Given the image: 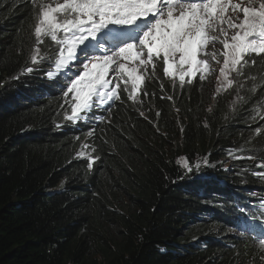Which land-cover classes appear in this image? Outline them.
Instances as JSON below:
<instances>
[{
    "label": "trees",
    "instance_id": "16d2710c",
    "mask_svg": "<svg viewBox=\"0 0 264 264\" xmlns=\"http://www.w3.org/2000/svg\"><path fill=\"white\" fill-rule=\"evenodd\" d=\"M37 12L0 0V264H264L248 223L264 219V87L252 91L264 57L211 98L198 75L181 86L151 73L138 103L124 86L73 124L49 63L30 59L58 51L36 44Z\"/></svg>",
    "mask_w": 264,
    "mask_h": 264
},
{
    "label": "snow or ice",
    "instance_id": "6c2138e0",
    "mask_svg": "<svg viewBox=\"0 0 264 264\" xmlns=\"http://www.w3.org/2000/svg\"><path fill=\"white\" fill-rule=\"evenodd\" d=\"M32 3L38 10L34 26L36 44L48 37L58 51L40 56V49L34 47L31 62L49 63L46 78L59 85L65 98L71 96V114L65 119L73 124L88 119L93 109L110 108L109 101L121 98L119 83L110 86L113 79L106 78L111 74L124 83L129 99L135 102L144 83L140 73L151 65L154 75L158 61H162L164 75L173 80L178 78L181 86L192 83L198 73L199 79L205 80L214 71L207 57L216 59L215 51L208 49L219 42L223 45V66L219 69L223 83L217 89L220 92L233 85L230 73L240 75L249 66V58L264 56V0H51L49 3L32 0ZM35 70L25 69L28 73ZM258 87H264V80L253 85L252 91ZM236 100L246 102L241 96ZM256 132L259 134L261 129ZM88 159L91 168L94 158ZM178 163L187 173L201 168L200 162L192 164L187 157L178 158ZM203 165H209L207 158ZM257 167L264 169V161ZM260 208H264V203ZM260 208L256 211L264 218ZM239 214L246 223L245 209L240 208ZM252 219L254 224L250 227L260 228L258 236L264 237V219L255 214ZM259 247L264 249V238L259 239Z\"/></svg>",
    "mask_w": 264,
    "mask_h": 264
},
{
    "label": "rangeland",
    "instance_id": "374dc122",
    "mask_svg": "<svg viewBox=\"0 0 264 264\" xmlns=\"http://www.w3.org/2000/svg\"><path fill=\"white\" fill-rule=\"evenodd\" d=\"M43 2L49 3V2H51V0H43ZM241 16H242V14H241ZM208 51L209 52L215 51V53H216V59L215 60L211 59L210 56L207 57L210 65L212 66L214 71H212L210 74H208L206 76L205 80H203V81L199 80L197 82H198V84H202L203 89H208V90H211L213 92V93L208 94L209 98H211L213 96V94L215 92H217V89L219 87H221V85L223 83V77L221 76L220 71H219L220 67L223 66V56L221 55V53L223 51V45L221 43L217 42V43H215V45L210 46ZM151 73H152L151 78H148L147 79L148 81H153L155 79H158L159 76H161L162 78L164 77L162 61L157 62L154 75H153V69H152L151 65L148 66L146 72H141L140 74H142L144 76V78H146ZM197 75L199 76V73ZM231 76H232V73H230V78H231ZM106 78L113 79V83L110 86L114 87L116 85V83H119L120 89H123L125 86L122 81H118L114 78V74H111L109 77H106ZM166 78H167V81H165L166 85H168L170 81L173 82V84L179 82L178 78H176L175 80H173L172 78H169V77H166ZM125 79H127V77H125ZM186 80H187V78H186ZM213 87H214V89H213ZM128 88L129 89L131 88L130 84L128 85ZM228 88H225L223 91L227 90ZM223 91H221V92H223ZM142 92H141V94H142ZM70 98H71V96H70ZM140 100H141L140 98L137 99L135 101V103H138Z\"/></svg>",
    "mask_w": 264,
    "mask_h": 264
},
{
    "label": "bare ground",
    "instance_id": "6f19581e",
    "mask_svg": "<svg viewBox=\"0 0 264 264\" xmlns=\"http://www.w3.org/2000/svg\"><path fill=\"white\" fill-rule=\"evenodd\" d=\"M99 54H102V53H99ZM194 79H195V78H194ZM194 79H193V80H194ZM83 135H84V134H83Z\"/></svg>",
    "mask_w": 264,
    "mask_h": 264
}]
</instances>
